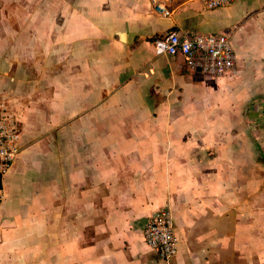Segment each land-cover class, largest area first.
I'll list each match as a JSON object with an SVG mask.
<instances>
[{"label": "crops", "instance_id": "0c3cea01", "mask_svg": "<svg viewBox=\"0 0 264 264\" xmlns=\"http://www.w3.org/2000/svg\"><path fill=\"white\" fill-rule=\"evenodd\" d=\"M41 2L54 13L0 19V110L22 136L0 264H264V0ZM171 32L228 36L234 71L189 70L156 43ZM164 209L169 262L144 235Z\"/></svg>", "mask_w": 264, "mask_h": 264}, {"label": "built area", "instance_id": "2783aa9c", "mask_svg": "<svg viewBox=\"0 0 264 264\" xmlns=\"http://www.w3.org/2000/svg\"><path fill=\"white\" fill-rule=\"evenodd\" d=\"M235 0H203L207 10L229 7ZM171 0H152L158 14L169 17ZM156 43L163 53L181 56L187 68L213 78L224 76L235 69L236 55L231 40L226 35H180L168 33ZM1 109V107H0ZM21 127L18 118L3 115L0 110V205L4 199L3 178L20 154ZM149 248L157 250L169 262L178 252L179 238L174 229L172 213L160 210L153 213L145 228Z\"/></svg>", "mask_w": 264, "mask_h": 264}, {"label": "rangeland", "instance_id": "374dc122", "mask_svg": "<svg viewBox=\"0 0 264 264\" xmlns=\"http://www.w3.org/2000/svg\"><path fill=\"white\" fill-rule=\"evenodd\" d=\"M53 5H55V3L48 4L47 6L45 3L43 4L45 8L42 10L41 0H0L1 25L2 26L9 25V22H10L9 14H12L11 15L12 18L16 16L13 14H42V12L43 14H53L54 13ZM46 7H49V9H46ZM13 110H14L13 112L16 113L18 116L22 115V111L20 110L17 111L16 109H13Z\"/></svg>", "mask_w": 264, "mask_h": 264}, {"label": "trees", "instance_id": "16d2710c", "mask_svg": "<svg viewBox=\"0 0 264 264\" xmlns=\"http://www.w3.org/2000/svg\"><path fill=\"white\" fill-rule=\"evenodd\" d=\"M160 39H163V38H160Z\"/></svg>", "mask_w": 264, "mask_h": 264}]
</instances>
